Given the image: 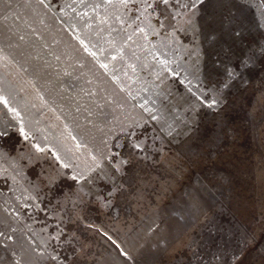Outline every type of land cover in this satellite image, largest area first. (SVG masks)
Segmentation results:
<instances>
[{"label": "snow or ice", "instance_id": "snow-or-ice-1", "mask_svg": "<svg viewBox=\"0 0 264 264\" xmlns=\"http://www.w3.org/2000/svg\"><path fill=\"white\" fill-rule=\"evenodd\" d=\"M248 2L257 9L264 36V0ZM233 11L228 0H0V21H12L0 32V111L6 110L0 137L15 128L20 138L18 148L0 146V249L9 257L0 264H136L115 230L96 223L99 214L121 201L143 199L135 187L138 169L164 161L177 137L191 136L201 108L215 110L221 130L227 128L229 92L237 82L249 83L245 72L255 70L264 85V40L239 62L218 54L205 76V45H219L226 26L233 37L240 35ZM33 17L65 38L53 41L63 42V53L51 55L67 105L50 103L43 85L37 86L51 65H33L20 51L28 39L21 23L32 28ZM62 56L71 63L62 67ZM145 73L153 79H144ZM209 76L212 81L205 83ZM173 80L185 90L182 106L163 102ZM204 155L194 152L191 162ZM206 155L215 159L214 153ZM66 178L72 185L58 190ZM258 180L264 195V169ZM167 191L163 187L157 199ZM187 196L188 209L180 216L184 227L161 240L163 252L174 258L180 252L179 264H243L246 247L223 238L240 226L219 223L198 191ZM118 218V212L110 217ZM37 223L42 226L34 230ZM158 228L153 222L148 232ZM90 233L110 242L106 252ZM254 235L247 226L240 231L242 242Z\"/></svg>", "mask_w": 264, "mask_h": 264}, {"label": "rangeland", "instance_id": "rangeland-1", "mask_svg": "<svg viewBox=\"0 0 264 264\" xmlns=\"http://www.w3.org/2000/svg\"><path fill=\"white\" fill-rule=\"evenodd\" d=\"M18 2L23 3L24 0ZM228 2L234 7L232 15L237 18L236 27L240 35L233 37L231 27L226 26L225 35L219 45H205V76H208V69L218 54L239 62L253 44L264 40L262 30L257 26L259 17L256 7L248 0ZM18 14L25 16L24 11ZM11 23L12 21H0V32ZM29 23H32V28L21 23L28 39L21 42L20 51L29 54V61L33 65H51L40 73L37 86L43 85L42 90L46 92V98H51L50 103L54 100L58 106L67 105L68 100L65 97L68 94L59 89L56 83L54 74L60 69L55 67L57 61L51 55L63 53V42L53 41H64L65 38L50 25H41L35 17ZM33 31L41 35H32ZM59 63L63 67L71 61H65L62 56ZM142 75L144 79H153L149 74ZM244 75L249 83L245 85L237 82L229 92V103L224 113L228 121L227 128L221 130L220 116L215 110L201 108L198 112V126L191 136L187 139L183 136L177 137L176 142L171 144V153L164 161L156 164L148 162L138 169L135 187L140 189L143 199L121 201L112 212L99 214L96 223L115 230L116 237L124 241L133 253L136 264H153V261L171 264L173 259L179 264L182 254L177 252L174 258L163 252L160 245L162 239L167 237L171 240L183 229L184 223L180 216L188 209L187 193L192 190L199 192L205 206L213 208L215 219L219 223L225 227L229 224L234 227L239 225L240 231L247 226V230L255 234L254 239L245 242L241 241L240 231L235 232L232 237H229L227 232L223 234L224 240H231L233 246L239 244L246 247L243 264H264V208L261 203L264 201V195L258 180L261 169H264V85L259 82V74L255 70L247 71ZM49 79L53 81L50 85L45 83ZM210 81L212 77L209 76L205 83ZM71 83L77 87L82 86L77 80ZM168 90L171 95L163 101L166 106H182L185 103L183 86L176 85L173 80L172 84L168 85ZM28 91L31 92V88ZM0 109H3V105H0ZM5 113L6 110L0 111V124L6 119ZM9 132L8 137H0V146L18 148L20 138L16 129H10ZM194 152L205 153L203 159L196 164L191 162ZM206 153H214L215 159H209ZM39 167L33 168L32 171L38 173ZM71 185L70 178H66L58 185V190H67ZM163 187H167L168 191L157 199ZM117 212L119 218L114 222L110 217H116ZM38 219H43V216ZM153 222L159 224V228L149 233L148 227ZM24 223L26 222H21L22 228ZM41 226L37 223L32 225V228L35 230ZM27 231L28 229L24 228V232ZM17 235L21 241L27 242L23 232ZM89 235L101 252L107 251L110 242L95 233ZM8 258L0 249V259L6 261Z\"/></svg>", "mask_w": 264, "mask_h": 264}]
</instances>
